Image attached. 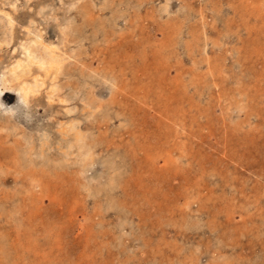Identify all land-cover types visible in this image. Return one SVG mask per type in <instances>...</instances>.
<instances>
[{
  "label": "rangeland",
  "instance_id": "rangeland-1",
  "mask_svg": "<svg viewBox=\"0 0 264 264\" xmlns=\"http://www.w3.org/2000/svg\"><path fill=\"white\" fill-rule=\"evenodd\" d=\"M0 17V264H264V0H0ZM37 36L60 88L33 63L24 103L9 69Z\"/></svg>",
  "mask_w": 264,
  "mask_h": 264
},
{
  "label": "bare ground",
  "instance_id": "bare-ground-1",
  "mask_svg": "<svg viewBox=\"0 0 264 264\" xmlns=\"http://www.w3.org/2000/svg\"><path fill=\"white\" fill-rule=\"evenodd\" d=\"M23 1V0H22ZM12 2V1H11ZM10 2V3H11ZM8 4V1L6 2ZM29 3V2H28ZM9 5V4H8ZM12 5V4H11ZM18 5V4H17ZM30 6V5H29ZM32 6V5H31ZM80 6V5H79ZM83 6V5H82ZM74 7V5H73ZM11 8V7H10ZM53 9V8H51ZM67 9V8H66ZM54 10V9H53ZM6 11V10H5ZM4 11V12H5ZM36 11V10H35ZM56 11V10H55ZM15 12V11H14ZM37 12V11H36ZM35 12V13H36ZM44 12V11H43ZM40 13V12H39ZM54 13V12H53ZM46 15L49 14V12H46L45 13ZM44 14V15H45ZM43 15V14H42ZM43 15V16H44ZM11 16V15H10ZM38 16V15H37ZM54 16V15H53ZM29 17V16H28ZM47 17V16H46ZM45 17V18H46ZM57 18H59L57 16ZM1 18L0 17V21H1ZM14 19V18H13ZM34 19V18H33ZM43 19V18H42ZM4 20V19H3ZM38 20V19H37ZM54 20V19H53ZM58 20V19H57ZM55 20V21H57ZM5 21V20H4ZM3 21V22H4ZM8 22V19L6 20ZM34 21V20H33ZM60 21V20H59ZM57 21V23L59 22ZM12 22V18L10 17V23ZM39 22V20H38ZM46 22V21H45ZM51 22V21H50ZM62 23V21H61ZM4 24V28H5V23ZM2 24V26H3ZM15 24V23H14ZM43 23H41L42 25ZM56 25V24H55ZM58 25V24H57ZM56 25V26H57ZM65 26V24H62L61 26ZM11 26V25H10ZM55 26V27H56ZM73 26V25H71ZM6 27H7V23H6ZM36 27V26H35ZM60 27V26H59ZM0 28H3L0 26ZM29 28V27H28ZM63 28V27H61ZM60 28V29H61ZM66 28V27H65ZM11 30V28H8ZM39 29V28H38ZM3 30V29H2ZM14 30V29H13ZM26 30V29H25ZM63 30V29H62ZM42 31V30H41ZM5 32V31H4ZM38 32V31H37ZM62 32V31H61ZM27 33V32H26ZM34 33V32H33ZM36 33V32H35ZM59 33V32H58ZM4 34V33H3ZM32 34V33H30ZM67 34V33H66ZM6 35V34H5ZM33 35V34H32ZM43 36V35H42ZM69 36V35H68ZM4 39V37H2ZM63 38V37H62ZM21 39V38H20ZM6 40V38H5ZM2 41V40H1ZM22 41V40H21ZM51 41V40H50ZM3 43V42H2ZM37 44L39 47H40V51L39 52H36L34 49L31 48V44ZM31 44L30 46H27L26 44H23L24 46V51L26 54H24V56L26 55V57H20V58H17L15 63L10 67L9 70H12L13 71V74L15 75V78L18 79V94H19V97L21 98V100L24 102V103H28V100L31 96L33 95H36V93L38 92V90L40 89L41 86H43L45 84V80L44 78L46 77H51V80H52V86H51V89L50 91L51 92H56L59 90L60 86L59 84L57 83V81H55V79H57V76L58 74L60 73V69H61V63L64 61L63 60V57L60 56L59 54H55L54 51L55 50H51L52 46L54 47L55 45H53L51 42L49 41H46V40H43L41 36H37L36 39H33L31 40ZM1 45V44H0ZM58 45V44H57ZM58 47V46H57ZM127 48V47H126ZM23 49V48H22ZM59 49V48H56V50ZM61 54V53H60ZM62 55V54H61ZM64 55V54H63ZM70 57V56H69ZM71 58V57H70ZM69 58V59H70ZM33 63H35V67H38L40 66L39 68H42L45 70V76L43 78V76L41 74H36L33 76V80H30V79H23V77L21 76L22 74L20 72H29L31 73L30 69H31V64L33 65ZM37 65V66H36ZM34 66V65H33ZM38 68V70H39ZM37 70V71H38ZM62 71V70H61ZM22 72V73H23ZM52 74V75H51ZM109 74V73H108ZM28 75V74H27ZM53 77V78H52ZM50 80V81H51ZM9 81V79L7 78V75L3 74V78H2V86L1 89H0V95L2 94H5V89L7 86V82ZM46 88H49V87H46ZM48 90V89H47ZM41 92V91H40ZM40 94V93H39ZM38 94V95H39ZM48 94V93H47ZM7 95V94H5ZM55 95V94H54ZM9 96V95H8ZM56 96V95H55ZM66 96V95H65ZM50 98V96H49ZM19 99V98H18ZM63 99V98H62ZM88 107V106H87ZM67 109V108H66ZM243 110V109H242ZM74 123V122H73ZM69 124V123H68ZM72 124V123H70ZM75 126V125H73ZM40 127V126H39ZM67 128V127H66ZM69 128V126H68ZM16 129V127L14 128ZM37 129V128H36ZM41 129V128H40ZM70 129V128H69ZM68 129V130H69ZM39 130V129H38ZM45 130V129H43ZM67 130V129H66ZM74 130V129H73ZM37 131V130H36ZM72 131V130H70ZM82 130H80L78 127H77V131L75 133V140H76V143H83V141L85 140L84 139V136H86L83 132H81ZM31 135V134H30ZM46 135V134H45ZM48 135V133H47ZM34 136V135H33ZM44 138H48V137H44ZM32 139V138H31ZM49 139V138H48ZM44 140V139H43ZM46 141V140H45ZM49 141V140H48ZM31 146V141L29 142ZM33 143V142H32ZM43 143V142H42ZM48 144V143H47ZM33 145V144H32ZM41 145V144H40ZM83 145V144H82ZM34 146V145H33ZM50 146V144H49ZM82 147V146H81ZM31 148V147H30ZM42 149V148H41ZM52 149V148H51ZM49 150V149H48ZM30 151V150H29ZM46 151V150H45ZM33 154V153H32ZM31 154V155H32ZM93 154V153H92ZM85 157V156H84ZM93 158V157H92ZM30 159V158H29ZM93 160V159H92ZM115 171V170H114ZM113 172V171H112ZM264 189V188H263ZM112 191V190H111ZM239 192V191H238ZM106 207V206H105ZM106 209V208H105ZM110 209V208H109ZM120 229V228H119ZM164 251V250H163ZM173 251V250H172Z\"/></svg>",
  "mask_w": 264,
  "mask_h": 264
}]
</instances>
